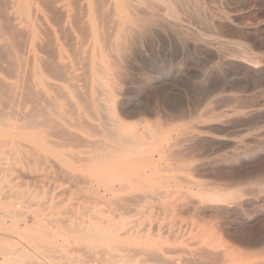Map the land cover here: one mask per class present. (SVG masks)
Listing matches in <instances>:
<instances>
[{
	"label": "rangeland",
	"instance_id": "obj_1",
	"mask_svg": "<svg viewBox=\"0 0 264 264\" xmlns=\"http://www.w3.org/2000/svg\"><path fill=\"white\" fill-rule=\"evenodd\" d=\"M6 1L0 264H264V0Z\"/></svg>",
	"mask_w": 264,
	"mask_h": 264
},
{
	"label": "bare ground",
	"instance_id": "obj_2",
	"mask_svg": "<svg viewBox=\"0 0 264 264\" xmlns=\"http://www.w3.org/2000/svg\"><path fill=\"white\" fill-rule=\"evenodd\" d=\"M36 1H37V0H36ZM38 1H40V0H38ZM97 1H98V0H97ZM100 1H101V0H100ZM104 1H105V0H104ZM134 1H135V0H134ZM1 2H3V4H4V3H6L7 1L5 0V2H4V0H0V3H1ZM19 2H20V1L17 0V5H18ZM40 2H41V1H40ZM47 2H48V1H47ZM148 2H149V1H148ZM8 3H10V5H14V3H16V1H12V2H10V0H9ZM42 3H45V2H41V4H42ZM54 3H55V2H54ZM54 3L50 4V7H52V5H53ZM75 3L78 4L77 1H74V2H73V4H75ZM96 3H97V2H96ZM100 3H101V2H100ZM1 4H2V3H1ZM6 4H7V3H6ZM45 4H46V3H45ZM107 4H108V2H105L104 5L106 6ZM4 5H5V4H4ZM4 5H3V6H4ZM7 5H8V6H7ZM7 5H5V6L9 7V4H7ZM42 5H43V4H42ZM71 5H72V4H71ZM100 5L103 6L102 3L99 4V2H98V6H97V11H96V12H98V10L100 9V10H101V13H103V12H102L103 9L100 7ZM112 5H113V4H112ZM0 6H1V5H0ZM47 6H48V4H47ZM53 6H54V5H53ZM72 6H73V5H72ZM154 6H155V5H154ZM12 7H13V6H12ZM50 7H49L48 9H50ZM75 7H76V5H75ZM77 7H78V6H77ZM99 7H100V8H99ZM149 7H151V6H149ZM156 7H157V6H156ZM4 8H5V7H2V9H4ZM78 8H79V7H78ZM98 8H99V9H98ZM110 8H112V7H110ZM5 9L8 10L7 8H5ZM52 9H53V8H52ZM54 9H55V8H54ZM112 9H113V8H112ZM112 9H111V10H112ZM0 10H1V8H0ZM6 10H4V11H6ZM26 10H27V9H26ZM55 10H56V9H55ZM60 10H61V9H60ZM77 10H78V9H77ZM100 10H99V11H100ZM111 10H110V11H111ZM161 10H162V9H161ZM50 11H51V10H50ZM110 11L108 12V13H109L108 15H110L111 17L108 18L109 16H108V15H105V17H107V16H108V17H107L106 19H104V20H107V19H114V20H116L115 18H113V14L115 13V12H114V9H113V11H111V12H114V13L110 14V13H111ZM137 11H138V10H137ZM54 12L56 13V12H58V10H56V11H54ZM54 12L52 11L51 13H54ZM59 12H60V11H59ZM0 13H4V12H1V11H0ZM7 13H8V12H7ZM7 13L5 12L4 14H7ZM12 13H13V12H12ZM63 13H64V12H63ZM63 13H60V14L63 15ZM99 13H100V12H99ZM56 14H58V13H56ZM103 14H104V13H103ZM105 14H107V13H105ZM148 14H150V13H148ZM157 14H158V13H157ZM0 15L6 17V15H3V14H0ZM99 15H101V14H99ZM99 15H98V16H99ZM7 16H8V15H7ZM101 16H102V15H101ZM101 16H99V17L102 18ZM159 16H160V14H159ZM13 17H14V16H13ZM99 17H97V18H99ZM114 17H115V16H114ZM7 18H9V17H7ZM2 19H3V17H2ZM120 19H121V18H120ZM0 20H1V19H0ZM5 20H6V19H5ZM11 20H12V19H11ZM7 21H8V19H7ZM52 21H53V19H52ZM99 21H102V19H101V20L99 19ZM109 21H111V20H109ZM8 22H9V21H8ZM53 22H54V21H53ZM116 22H117V21H116ZM116 22H114L115 25H116ZM6 23H7V22H6ZM12 23H13V22H12ZM43 23H44V22H43ZM99 23H100V22H99ZM105 23H106L107 25L109 24L107 21H104V24H105ZM2 24L7 25V24H5V23H2ZM8 24H10V23H8ZM75 24H76V23H75ZM78 24H79V23H78ZM100 24H101V23H100ZM100 24H99V25H100ZM109 25H110V24H109ZM121 25H122V24H121ZM9 26H10V25H9ZM46 26H47V25H46ZM60 26H61V25H60ZM5 27H6V26H5ZM75 27H76V26H75ZM100 27H101V25H100ZM109 27H110V26H109ZM8 28H9V27H8ZM60 28H61V27H60ZM111 28H113V27H111ZM114 28H115V26H114ZM2 29H3V28H2ZM5 29L7 30V27H6ZM47 29H48V28H47ZM58 29H59V28H58ZM104 29H106V30H105V34H106V33H109V32H106L107 30H110L109 28H105V26H104ZM0 30H1V29H0ZM68 30H70V29H68ZM114 30H115V29H114ZM2 31H3V30H2ZM8 31H9V30H7V31L5 32V34H7ZM19 31H21V30H19ZM48 31H49V30H48ZM3 32H4V31H3ZM11 32H13V31H11ZM11 32H10V33H11ZM17 32H18V30L15 31V33H17ZM62 32H63V31H62ZM113 32H114V31H113ZM13 33H14V32H13ZM67 33H68V32H67ZM101 34H102V33H101ZM137 34H138V33H137ZM8 35H9V34H8ZM10 35H11V34H10ZM12 35L14 36V34H12ZM12 35H11V37H13ZM50 35H51V34H50ZM70 35H71V34H70ZM106 35H107V37H108V35L111 36V35H112V32L109 33V34H106ZM23 36H24V35H23ZM9 37H10V36H9ZM11 37H10V38H11ZM27 37H28V36H27ZM68 37H69V36H68ZM85 37H86V36H85ZM107 37H106V38H107ZM0 38H1V36H0ZM13 38H15V36H14ZM17 38H18V37H17ZM17 38H16L15 40H17ZM29 38H30V37H29ZM70 38H71V37H70ZM117 39H118V38H117ZM72 40H74V39H72ZM106 40H108V41H107V43H108L110 39L108 38V39H106ZM121 40H122V39H121ZM26 41H27V40H26ZM26 41H25V42H26ZM21 42H22V41H21ZM84 42H85V41H84ZM123 42H124V41H123ZM123 42H122V43H123ZM14 43L17 44L18 42H14ZM19 43H20V42H19ZM7 44H8V46H9V43H7ZM16 44H15V45H16ZM22 44H24V43H22ZM4 45L6 46V42H5ZM24 45H25V44H24ZM27 45H28V44H27ZM0 46H3V45H0ZM20 46H21V45H19L18 47H20ZM107 46H109V45H106V48H107ZM25 47H26V46H25ZM25 47H24V48H25ZM51 47H53V46H51ZM69 47H72V46H69ZM9 48H10V47H9ZM48 48H49V47H48ZM17 49H18V48H17ZM0 50H4V49L2 48V49H0ZM6 50H8V49H6ZM15 50H16V49H15ZM26 50H27V49H26ZM49 51H50V50H49ZM49 51H48V52H49ZM1 52H2V51H1ZM6 52L9 53V51H6ZM4 53H5V52H4ZM22 53H23V52H22ZM26 53H27V51L24 52V54H26ZM49 53H50V52H49ZM5 54H6V53H5ZM13 54H16V53H13ZM19 54H20V53H19ZM48 55L51 56V54H48ZM74 55H75V54H74ZM76 55H77V54H76ZM11 56H12V54H11ZM14 56H15V55H14ZM14 56H13V57H14ZM0 57H3V56L0 55ZM4 57H5V59H6V55H4ZM13 57H12V58H13ZM52 57H53V56H52ZM88 58H89V57H88ZM7 59H9V58L7 57ZM19 59H20V57H19ZM3 60H4V58H3ZM4 61H5V60H4ZM7 61H8V60H7ZM10 61H11V60H10ZM12 61H13V59H12ZM45 62H46V61H45ZM7 63H9V62H7ZM10 63H12V62H10ZM31 63H32V62H31ZM41 63H43V62H41ZM47 63H48V62H47ZM12 64H13V63H12ZM16 64H17V63H15L14 65H16ZM43 64H46V63H43ZM53 64H54V63H53ZM47 65H49V63H48ZM55 65H57V64H55ZM49 66H51V65H49ZM10 67H11V66H10ZM10 67H9V68H10ZM52 67H53V66H52ZM54 67L57 69L56 66H54ZM58 67H59V66H58ZM60 67H61L62 69L65 68L64 66H60ZM63 67H64V68H63ZM23 68H24V67H23ZM86 68H88V67H86ZM10 69H11V68H10ZM19 69H20V68H19ZM59 69H60V68H59ZM59 69H58V70H59ZM77 69H78V68H77ZM28 70H29V68H28ZM1 71H2V70H1ZM5 71H7V70L5 69ZM47 71H48V70H47ZM56 71H57V70H56ZM9 72H10V71H9ZM12 72L14 73L13 70H12L10 73H12ZM49 72H51V71H49ZM61 72H63V71H60L59 73H61ZM65 72H66V71H65ZM65 72H63V73H65ZM5 73H6V72H5ZM16 73H17V72H16ZM24 73H25V72H24ZM63 73H62V74H63ZM62 74H61V75H62ZM66 74H67V73H66ZM9 75H10V74H9ZM13 75H14V74H13ZM16 75H17V74H15V78L18 77V76H16ZM81 75H82V74H81ZM7 76H8V75H7ZM11 76H12V75H11ZM24 76H25V75H24ZM51 76H52V73H51ZM72 76H74V78H75V75H72ZM12 77H13V76H12ZM21 77H22V76H21ZM21 77H20V78H21ZM29 77H31V76H29ZM64 77H65V75H64ZM25 78H26V77H25ZM54 78H55V77H54ZM83 78H84V77H83ZM1 79H2V78H1ZM26 79H27V78H26ZM28 79H29V78H28ZM60 79H62V78H60ZM66 79H67V78H66ZM89 79H90V78H89ZM63 80H64V79H63ZM2 81H3V80H2ZM24 81H25V80H24ZM83 81H84V80H83ZM24 83H25V82H22V84H24ZM2 84H3V83H2ZM4 84H6V83H4ZM7 84H8V83H7ZM9 84H10V83H9ZM22 84L20 85V87L23 86ZM0 85H1V80H0ZM55 85H56V84H55ZM9 86H10L9 89H6V88H5V89H3V90H2V88H1V87H3V85L0 86V89H1V90H0V100H1V98L5 100V98H7V97L10 98V96H11L10 99L12 100V98L14 97V95H15V90H14V88H15V87L13 86V84H12V85H9ZM24 86H25V89H24V90H26V89L28 90V87H27V86H29V85L25 83ZM50 86H51V85H50ZM82 86H83V85H82ZM85 86H87V85H85ZM13 87H14V88H13ZM51 87H52V86H51ZM21 88H22V87H21ZM21 88H20V89H21ZM30 88H31V87L29 86V90L32 89V88H31V89H30ZM83 88H84V87H83ZM22 89H23V88H22ZM86 89H87V88H86ZM5 90H7L6 93L4 92ZM32 90H33V89H32ZM32 90H31V91H28V93H29L30 95L33 93ZM57 90H58V89H57ZM54 91L56 92V90H54ZM86 91H88V90H86ZM30 92H32V93H30ZM21 93H22V92H21ZM28 93H25L26 95H23V96H25V100H27L26 98H29V99H30V98L33 97V96H29ZM38 93H39V92H38ZM77 93H78V92H77ZM79 93H80V92H79ZM12 94H13V95H12ZM23 94H24V93H23ZM33 94H35V96H36L35 91H34ZM58 94H59V93H58ZM87 94H88V93H87ZM19 95H21V94L19 93ZM17 96H18V95H17ZM20 97H22V96H20ZM40 97H44V96H40ZM88 97L90 98V96H88ZM9 98H8V99H9ZM35 98H39V97L36 96ZM44 98H45V97H44ZM83 98H84V97H82V98L79 97V100H81V99H83ZM89 98H88V99H89ZM8 99H6V100L9 101ZM22 99H23V98H22ZM42 99H43V98H42ZM17 100H19V99L17 98V99H15L14 101L16 102ZM23 100H24V99H23ZM35 100H36V99H35ZM39 100H40V98H39ZM96 100H98V98H97ZM14 101H12V103H13ZM48 101H49V100H48ZM82 101H83V100H82ZM85 101H86V100H85ZM87 101H88V100H87ZM90 101H92V100H90ZM90 101H88V102H90ZM4 102H5V101H4ZM15 102L13 103V106H14ZM19 102H20V100L18 101V103H19ZM27 102H29V101L27 100ZM27 102H26V103H27ZM37 102H38V101H37ZM37 102H35V103H37ZM0 103H1V102H0ZM9 103H11V101H10ZM9 103L6 102L5 105H7V104H9ZM16 103H17V102H16ZM18 103L15 104V106L18 105ZM67 103H68V102H67ZM70 103H71V102H70ZM91 103H93V102H91ZM1 104H3V103H1ZM88 104H89V103H88ZM88 104H87V106H88ZM94 104H95V103H93V107L91 106V107L89 108V106H90L91 104L88 106V110H89V111H91L92 108H94L95 110H101L102 108H103L104 110H108V111L111 110V108H110V107H107V105L105 106V105H102V104H99V105H94ZM39 105H40V104H39ZM23 106H24V105H23ZM37 106H38V104H37ZM104 106H105V107H104ZM5 107H7V106H5ZM21 107H22V105H21ZM32 107H33V106H32ZM45 107H46V106H45ZM16 108H17V107H16ZM86 108H87V107H86ZM19 109H20V108H19ZM33 109H34V108H33ZM21 110H23V109L21 108ZM41 111L43 112V110H41ZM4 112H5V111H4ZM1 113H2V112H1ZM38 113H39V112H38ZM91 113H92V111H91ZM73 114H74V113H73ZM92 115H93V114H92ZM93 117L96 119V116H93ZM29 118H30V117H29ZM50 118H51V117H50ZM76 120H77V119H76ZM83 120H85V119H83ZM96 120H98V118H97ZM105 120H106V119H105ZM53 121H54V120H53ZM66 121H67V120H66ZM113 121H114V120H113ZM85 122H86V121H85ZM116 124H117V123H116L115 121H114L113 123H111V125H113V126H117ZM55 125H56V124H55ZM89 126H90V125H89ZM56 127H57V125H56ZM90 127H92V126H90ZM92 128H93V127H92ZM199 128H200V127H199ZM94 129H95V128H94ZM94 129H93V130H94ZM205 129H206V128H205ZM93 130H92V131H93ZM108 131H109V130H108ZM127 131H128V130H127ZM95 132H96V131H95ZM97 132H98V131H97ZM97 132H96V133H97ZM100 133H101V132H98V134H100ZM111 134L113 135V138H114V136H115V138H117L121 143H124V144H135V142H136V140H137V139H136V136H135L133 133H129V132L125 133V132H120L119 130H118V131L114 130V131H111ZM113 141H114V140H113ZM197 142H199V141H197ZM170 144H171V143H170ZM122 145H123V144H122ZM116 149H117V148H116ZM125 158H127V157H125ZM113 180H114V179H113ZM109 183H112V182H109ZM105 184H106V182H105ZM11 213H12V212H11ZM0 235H1V234H0ZM86 235H87V234H86ZM86 235H84V236H86ZM90 236H96V235H94V234L92 235V234H91ZM30 237H31V236H30ZM107 237H108V236H107ZM31 238H32V239H35V241H36V239H38V240L40 239V238H37V237H31ZM98 238H99V237H98ZM101 239H102V238H101ZM103 239H104V238H103ZM103 239H102V240H103ZM105 239H107V238L105 237ZM105 239H104V240H105ZM39 241H42V242H43V239H40ZM48 244H50V243H48ZM5 250H6V249H5ZM7 250H8V249H7ZM212 253H213V252H212ZM212 253H211V254H212ZM148 254H149V253H148ZM154 255L157 256L156 254H154ZM207 255L209 256L210 254H207ZM212 255H213V254H212ZM215 255H216V254H215ZM209 257H210V256H209ZM211 257H212V256H211ZM215 257H216V256H215ZM215 257H214V259H216ZM28 258H29V257H28ZM221 258H222V257H221ZM221 258H219V259H221ZM36 259H37V258H36ZM9 261H10V259H9ZM36 261H37V260H36ZM216 261H217V259H216ZM216 261H214V262L216 263ZM217 262H219V261H217ZM7 263H8V262H7ZM5 264H6V263H5Z\"/></svg>",
	"mask_w": 264,
	"mask_h": 264
}]
</instances>
